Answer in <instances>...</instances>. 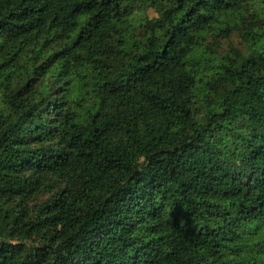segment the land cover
Listing matches in <instances>:
<instances>
[{
    "label": "trees",
    "instance_id": "16d2710c",
    "mask_svg": "<svg viewBox=\"0 0 264 264\" xmlns=\"http://www.w3.org/2000/svg\"><path fill=\"white\" fill-rule=\"evenodd\" d=\"M0 264H264V0H0Z\"/></svg>",
    "mask_w": 264,
    "mask_h": 264
},
{
    "label": "rangeland",
    "instance_id": "374dc122",
    "mask_svg": "<svg viewBox=\"0 0 264 264\" xmlns=\"http://www.w3.org/2000/svg\"><path fill=\"white\" fill-rule=\"evenodd\" d=\"M150 13H152V11H150Z\"/></svg>",
    "mask_w": 264,
    "mask_h": 264
}]
</instances>
